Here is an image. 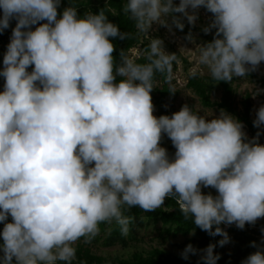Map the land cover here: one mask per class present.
Returning a JSON list of instances; mask_svg holds the SVG:
<instances>
[{"label": "clouds", "instance_id": "1", "mask_svg": "<svg viewBox=\"0 0 264 264\" xmlns=\"http://www.w3.org/2000/svg\"><path fill=\"white\" fill-rule=\"evenodd\" d=\"M60 5L0 0V32L16 21L0 69V222L12 217L0 233V264H73L76 242H90L101 223L129 233L125 206L154 211L170 196L185 219L222 235L220 246L231 239L222 222L243 229L264 217V131L249 140L238 118L221 110L208 120L197 105L157 118V74L171 80L178 55L152 38L146 63L123 50L117 62L110 38L128 33L104 9L81 16L71 4L61 15ZM201 6L213 14L203 31L216 33L199 46V63L217 81L254 71L264 61V0H126L123 12L148 33L153 23L183 30L184 17L195 24ZM253 123L264 126V105ZM164 134L174 156L161 145ZM209 186L217 194L202 191ZM252 246L241 264H264V239ZM215 248L189 243L181 256L202 253L200 261L217 264Z\"/></svg>", "mask_w": 264, "mask_h": 264}, {"label": "rangeland", "instance_id": "2", "mask_svg": "<svg viewBox=\"0 0 264 264\" xmlns=\"http://www.w3.org/2000/svg\"><path fill=\"white\" fill-rule=\"evenodd\" d=\"M85 1V0H84ZM94 3H98L99 0H92ZM174 3L178 5L180 0H174ZM199 17L195 24L189 23L186 17L182 19L185 27L183 30L172 25L171 30L159 23H153L148 33L143 34L144 44H150L152 38H161L164 40L165 50L169 53H176L178 60L175 62V67L172 71L171 80L166 81V87L168 93L163 100V106L166 112L174 110L178 112L184 104L189 106L197 105L200 107L199 114L206 116L208 120L216 118L220 115L221 110L205 108L199 98L195 95L192 89L188 87L190 77H197L204 80L207 84L216 87L214 90H209L210 98L212 102H220L223 94V89L220 81L215 80L206 65L199 63V46L205 45L214 39L216 29H212L210 32H204L203 29L212 22L213 14L207 11L206 8L201 6L199 9ZM191 12V9H189ZM3 10L0 9V17H2ZM177 16H183L182 13H177ZM47 21H41L45 23ZM169 24H172L171 17L168 18ZM16 21L11 22V26L5 29L8 33L7 42H10L12 36V29L15 27ZM38 25H33V30ZM191 26H194L199 31L191 30ZM189 31L192 32V39H188ZM7 45L4 44L0 47V69L4 67L3 58L7 51ZM144 54L143 47L140 45L131 49L128 53L129 58L137 60ZM0 79L5 80L0 76ZM228 86L232 90V101L236 108V118L247 119L250 123H253L257 118V111L261 105H264V91L259 92L257 95L252 93L264 89V61L256 67L254 71L247 73L245 77H233L232 81H226ZM164 82H157L155 89L157 91L162 90ZM169 90H175L171 92ZM156 96H159L156 93ZM154 103V99H152ZM153 115L157 118L164 115L160 108L156 105ZM212 111L211 115L207 112ZM254 124V123H253ZM244 131L247 134L248 139H252L256 136L257 132L264 131V126L257 128L256 134H252L247 124L243 123ZM260 144H264V134L259 137ZM161 145L168 149L169 155L174 156L176 148L173 145L171 139L166 134L162 136ZM205 194L210 190L203 191ZM215 195V191L211 192ZM257 223H264V217L258 218ZM114 221L109 223H101L100 233L95 236L90 242L85 243L84 238L78 240L75 247L82 246L84 249H88L94 256L104 259V264H119L124 261H133L136 256L146 257L153 251H160L166 255H171L175 259H182L181 252L184 250V246L187 241L195 238V234L190 232L188 235L183 236L177 234L174 228L164 226L160 221H154L144 215H140L133 219V229L129 231L126 237L128 242L127 246L115 244L113 246L107 245V238L112 230ZM3 229V225L0 222V231ZM168 231V234L166 233ZM168 235V236H166ZM229 235V237H233ZM223 239V236H222ZM3 240L0 236V244ZM228 252H231L232 248L229 243L226 244ZM3 253L0 251V256Z\"/></svg>", "mask_w": 264, "mask_h": 264}, {"label": "trees", "instance_id": "3", "mask_svg": "<svg viewBox=\"0 0 264 264\" xmlns=\"http://www.w3.org/2000/svg\"><path fill=\"white\" fill-rule=\"evenodd\" d=\"M126 3V0H99L98 3H94L92 0H61V5L58 9V12L62 15L64 8L71 6H76L78 8V12L81 16L86 15L87 13H98L100 9H104L105 13L108 15V18L114 24L119 25L121 32L128 33L125 39H120L119 37L110 38L112 39L116 51H114L113 55L116 58L117 62H120V53L123 50L124 56H128V53L131 49L141 46L144 50L148 47L149 44H144L143 42V34L144 32L140 31L136 27L135 21L131 18L130 15L125 14L123 12V6ZM177 15V13L175 14ZM15 21V20H13ZM193 31H199L194 26L190 27ZM192 32L189 31L188 35ZM8 33L0 32V45H6ZM213 39H211L212 41ZM137 62L146 63V56L143 54L139 57ZM34 67V66H32ZM175 67V62H173V68ZM31 70V67L30 69ZM120 77H117V81H119ZM168 80V74H157V82H164L163 88L160 91H157L155 88L153 89L151 95L152 99H154V105L160 108L161 112L164 115L171 116L174 110L170 112H166L165 107L163 106V100L168 93V89L164 87L166 85V81ZM4 83L5 80L0 79V91L4 90ZM223 94L220 102H212L209 94V90H214L216 87L213 85L207 84L202 79H198L197 77H190L188 82V87L193 90L195 95L199 98L201 104L208 109H217V110H225L226 112L232 114L233 116H237L236 108L233 105L232 101V90L228 86L227 82L224 80L220 81ZM156 93L159 96H156ZM242 123L247 124L252 134H256L258 130L253 123H250L247 119H240ZM210 190V192L215 191L216 189L212 187L202 188V191ZM176 197L170 196L166 198L164 204L155 209L154 211H145L139 206H133L131 208L125 206V215L131 217V221L129 224L130 230L133 229V219L144 215L149 219H153L154 221H160L164 226H168L170 228H174V231L177 234H182L183 236L188 235L190 232H193L195 229L194 234L195 238L187 241L184 248L191 243L194 247L198 249L206 248L210 243L216 244V248L214 249L215 254H219L220 259L217 261V264H241V262L247 258L250 254L256 252L258 249L257 247L252 246V242L255 241L257 245L261 244L255 237L251 236L250 234L237 231L231 229L228 231V235L233 233V237H230L229 244L231 245V252L227 251L226 244L223 246L219 245V240L222 239V235L211 236L205 230L200 229L199 227L195 226L194 221L192 219H185L182 213L179 210L177 203L175 202ZM12 217L9 215L8 220L5 222H1L4 228V224L6 222H11ZM106 223V222H104ZM101 226V224H100ZM215 225L213 226V231L215 230ZM222 229L223 227L220 226ZM3 229H1L2 233ZM168 234V231H166ZM168 236V235H166ZM107 245H115L119 244L122 246H127L128 242L126 241V237L122 234L120 226L115 222L112 225V230L110 232L109 237L106 240ZM3 244V240L1 241ZM77 258L73 261V264H104L106 261L100 257L94 256L88 249H84L82 246H77ZM200 255H190L188 260L185 259H175L171 255H166L160 251H153L148 256H136L133 261H124L120 262L119 264H205V262L200 261ZM59 264H64V262H59Z\"/></svg>", "mask_w": 264, "mask_h": 264}, {"label": "built area", "instance_id": "4", "mask_svg": "<svg viewBox=\"0 0 264 264\" xmlns=\"http://www.w3.org/2000/svg\"><path fill=\"white\" fill-rule=\"evenodd\" d=\"M0 47H1V45H0ZM215 194H217L216 190H215ZM174 200L179 207V203L177 201V198H175ZM220 226H222L223 229L227 233L231 229L246 232V233L250 234L251 236L255 237L260 243L262 242V239H264V231H262V229H264V223H257V222L255 224L246 223V225L243 229L238 228L235 223L228 225V224H225L222 222Z\"/></svg>", "mask_w": 264, "mask_h": 264}]
</instances>
